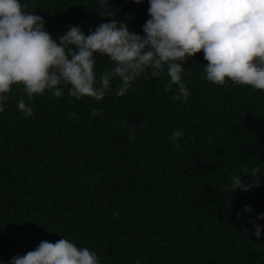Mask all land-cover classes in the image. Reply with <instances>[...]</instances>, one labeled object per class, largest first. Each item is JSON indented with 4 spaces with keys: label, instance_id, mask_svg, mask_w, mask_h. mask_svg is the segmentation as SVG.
Wrapping results in <instances>:
<instances>
[{
    "label": "trees",
    "instance_id": "obj_1",
    "mask_svg": "<svg viewBox=\"0 0 264 264\" xmlns=\"http://www.w3.org/2000/svg\"><path fill=\"white\" fill-rule=\"evenodd\" d=\"M21 2L57 41L69 25L89 34L108 22V3L140 35L150 18L148 0ZM207 63L203 52L186 61V102L174 99L175 85L165 90L166 71L138 77L122 97L114 79L100 101L70 97L65 85L58 98L46 90L27 101L13 86L0 112V264L60 239L95 251L100 264H264V231L257 239L249 222L264 229V90L214 85ZM112 67L97 56L98 79ZM255 166L256 177L243 172ZM233 175L259 186L230 192Z\"/></svg>",
    "mask_w": 264,
    "mask_h": 264
},
{
    "label": "clouds",
    "instance_id": "obj_2",
    "mask_svg": "<svg viewBox=\"0 0 264 264\" xmlns=\"http://www.w3.org/2000/svg\"><path fill=\"white\" fill-rule=\"evenodd\" d=\"M143 3V0H134ZM149 19L142 26L143 35L129 30L126 23L115 19L116 12L106 10L108 22L99 24L89 34L82 26L69 25L58 41L46 30L40 15L27 11L21 0H0V112L10 99L13 86L22 87L27 101L52 90L63 95L61 85L77 100L90 97L103 100L112 91L111 82L119 79L116 96H124L138 77L149 74L158 78L166 71L170 78L166 91L176 86V100L185 102L191 95L182 82L184 65L190 57L203 52L207 81L226 86L228 81L239 86L264 90V0H148ZM108 57L113 64L97 78V56ZM17 107L25 118L34 109L21 97ZM92 116L99 110L92 109ZM75 117V113L71 114ZM176 130L171 134L175 146L183 137ZM130 139L135 140L134 130ZM245 174L256 177L260 167ZM253 179L246 183L233 175L229 191L245 192L259 186ZM245 211L253 209L245 206ZM119 217V212L113 213ZM264 220V213L258 214ZM260 238L264 229L249 221ZM51 232V231H50ZM9 264H100L95 251L77 247L68 239L56 243L41 241L33 251L17 255ZM139 264V262H138Z\"/></svg>",
    "mask_w": 264,
    "mask_h": 264
}]
</instances>
